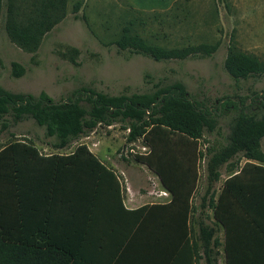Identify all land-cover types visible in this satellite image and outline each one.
<instances>
[{"label": "trees", "instance_id": "trees-1", "mask_svg": "<svg viewBox=\"0 0 264 264\" xmlns=\"http://www.w3.org/2000/svg\"><path fill=\"white\" fill-rule=\"evenodd\" d=\"M66 1L40 0L29 10V16L21 19L15 0H8V34L22 48L36 50L43 36L64 18ZM1 4L2 0L0 10ZM78 9L76 5L75 11ZM115 43L122 50L131 49L155 60L212 55L218 48L217 43L172 48L150 44L132 33L129 26L124 27ZM224 65L234 78L264 76V60L234 44L229 47ZM22 72V66L15 65L14 74ZM81 92V97L55 101L45 91L34 95L0 90V116L10 113L16 120L33 118L46 128L47 136H56L58 141L52 145L57 148L65 147L99 123L125 124L128 141L143 138L149 148L147 154L137 155L136 159L156 172L172 193L166 204H145L129 210L132 247L140 252V230L144 225V264H194L196 255L200 256L199 246L190 236V200L198 180L197 141L205 128L213 131L217 127L212 110L194 99L180 81L156 82L151 91L143 93L113 95L89 88ZM222 105L239 107L232 97H226ZM263 136L264 115L257 118L240 111L229 144L207 164L209 180L216 181L221 165L240 152L247 158L239 171L226 179L218 198L214 199L212 192L209 200L214 218L225 230L227 264H234L235 235L243 239L250 256L264 253ZM176 146L178 153H169ZM120 191L115 172L86 144L77 145L68 155H46L26 141L6 145L0 150V264H79L82 259L69 239L77 235L81 210L91 216L101 199L108 202L112 192L120 198ZM59 219L62 222H57ZM216 232L215 226L200 224V246L206 264H218L220 242L214 238Z\"/></svg>", "mask_w": 264, "mask_h": 264}, {"label": "rangeland", "instance_id": "rangeland-1", "mask_svg": "<svg viewBox=\"0 0 264 264\" xmlns=\"http://www.w3.org/2000/svg\"><path fill=\"white\" fill-rule=\"evenodd\" d=\"M39 1L15 0L20 18L29 16V10ZM7 8L8 0H2L0 90L34 95L45 91L61 101L81 97V91L88 88L113 95L131 94L151 91L156 82L180 81L194 99L212 110L217 121L215 130L205 128L197 141L198 190L193 202L200 204L207 187V198L211 192L217 198L218 181L209 180L208 161L229 144L240 111L257 118L264 115V76L234 78L224 65L232 44L264 60V0H67L64 18L43 36L34 51L22 48L8 34ZM125 26L150 44L172 48L217 43L218 48L212 55L155 60L116 45ZM15 65L23 68L19 76L14 74ZM226 97H232L239 107L223 106ZM128 133L123 123H99L65 147L57 148L52 145L58 141L56 136H47L46 128L33 118L16 120L10 113L0 116V150L12 142L26 141L43 154H58L86 144L91 151L107 159L113 157L140 174L141 161L136 156L147 154L149 148L143 138L128 141ZM177 149L169 153H178ZM260 149L264 153V136ZM246 161L240 152L218 171L229 174ZM147 172L154 174L144 163V192L160 183L154 177L146 178ZM199 217L207 221L214 218L213 209L202 208ZM213 218L212 224L202 223L216 226Z\"/></svg>", "mask_w": 264, "mask_h": 264}, {"label": "crops", "instance_id": "crops-1", "mask_svg": "<svg viewBox=\"0 0 264 264\" xmlns=\"http://www.w3.org/2000/svg\"><path fill=\"white\" fill-rule=\"evenodd\" d=\"M70 153L58 154L68 155ZM93 153L117 175L121 184L120 198L112 192L111 199L108 202L101 199L91 216L86 215L85 209H82L76 223L77 235L75 238L69 239V242L73 249H75L78 257L82 259L81 264H144V225L143 227L141 225L139 240L140 252L138 253L133 249V243H131L133 220L129 210L137 209L145 204H166L171 201L172 193L162 183L156 172L154 174L147 172L145 176L150 179L154 177L160 183H156V187L153 189L149 188L147 192H144V162H141L142 168L139 174L136 170L132 171L126 165L119 163L113 157L107 159L98 153ZM46 155H50V153ZM238 171L239 168H234L229 174H220L219 179L216 180L218 181L217 188L219 193L222 191L226 179ZM197 190L198 183L190 200L193 207L189 217L190 236L192 241L197 242L199 246L198 253L200 257L198 258L196 255L194 264H206L205 259L202 257L203 250L200 246V224L203 221L211 223L213 217L210 220L208 219V221L205 218L201 219L199 217L201 216L202 208L206 209L211 207L209 205L210 199L207 198L208 187L204 195L202 194L200 197V204H194L193 199ZM213 220L215 221L216 219L213 218ZM57 222H62V220L59 219ZM215 222L217 223L215 226L217 232L214 238H218L220 242L217 247L219 251L218 264H227V255L224 246L225 230L220 223ZM242 241L243 239L240 235L233 237L232 253L234 264H264V253L259 255L257 252L250 256L247 248H244Z\"/></svg>", "mask_w": 264, "mask_h": 264}]
</instances>
